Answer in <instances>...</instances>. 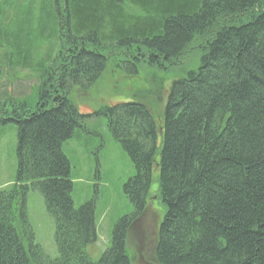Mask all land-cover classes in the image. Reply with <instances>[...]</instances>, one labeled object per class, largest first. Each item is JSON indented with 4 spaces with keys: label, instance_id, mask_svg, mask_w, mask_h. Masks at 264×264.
Wrapping results in <instances>:
<instances>
[{
    "label": "trees",
    "instance_id": "obj_1",
    "mask_svg": "<svg viewBox=\"0 0 264 264\" xmlns=\"http://www.w3.org/2000/svg\"><path fill=\"white\" fill-rule=\"evenodd\" d=\"M112 1L127 2L138 16L122 21L118 12L108 29L100 0H55L56 44L49 42L35 101H0V125L18 129L15 182L0 189V264H141L128 243L139 231L148 236L146 264H264V0ZM12 23L0 20V71L20 47ZM108 68L148 71L157 102L134 94L81 115L74 97ZM157 73L173 79L164 95ZM93 115L106 118L135 168L124 186L133 212L119 219L98 260L90 255L95 203L76 208L63 149ZM31 191L54 221V259L35 243ZM155 201L163 212L154 210L152 239L146 231Z\"/></svg>",
    "mask_w": 264,
    "mask_h": 264
},
{
    "label": "rangeland",
    "instance_id": "obj_2",
    "mask_svg": "<svg viewBox=\"0 0 264 264\" xmlns=\"http://www.w3.org/2000/svg\"><path fill=\"white\" fill-rule=\"evenodd\" d=\"M100 1L104 7L101 15L105 17L106 26L114 16L117 17L118 12L122 21L125 18L128 20L127 17L138 16V12L127 5V2L119 7L114 6L112 0ZM107 9L112 11V15ZM56 15L55 0H0V20L13 22L12 35L21 40L18 44L20 47H14L8 54L7 69L0 71V101H35L37 87L40 85L37 76L50 56L49 42L56 31ZM53 43L56 44V39ZM57 53L58 50H55L52 55ZM2 58L3 52L0 51V62ZM18 63L24 64L25 69L13 70ZM109 68L99 83L87 92L77 93L74 101L72 100L81 115H92L107 106L131 102V95L134 94L145 97L149 103L157 102V97L149 93L148 71L132 75L118 68ZM157 74L158 78L153 81L158 85L163 81L159 89L164 95L163 91L168 93L173 79L168 76L169 79L164 82L160 74ZM84 127L85 131L77 130L63 149L72 167L71 180L74 184L73 200L76 208L91 201L95 203L97 241L90 248V255L94 260H98L111 246L113 230L119 219L133 212L132 204L124 194V186L135 175V168L122 145L110 133L105 117L93 115L87 118ZM17 133L18 129L14 123L0 125V189L9 188L15 182ZM153 177L151 195H155L157 191V172ZM150 210L151 222L148 223L146 232L149 234L150 231L149 236L153 239L156 230L152 221L157 220L153 219L154 213L157 211L162 214L163 209L155 201L151 202ZM27 215L34 230L35 243L41 246L50 258H56L58 250L54 240V221L46 211L42 196L36 191H31L28 195ZM144 234V231H139L128 241L134 261L141 264H146L148 257V254L145 255L141 251L146 250L151 254L148 249V236ZM141 245L147 248H141Z\"/></svg>",
    "mask_w": 264,
    "mask_h": 264
}]
</instances>
